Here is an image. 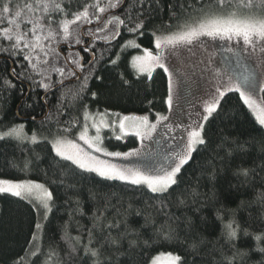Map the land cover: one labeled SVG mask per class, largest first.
Returning <instances> with one entry per match:
<instances>
[{
  "label": "trees",
  "instance_id": "obj_1",
  "mask_svg": "<svg viewBox=\"0 0 264 264\" xmlns=\"http://www.w3.org/2000/svg\"><path fill=\"white\" fill-rule=\"evenodd\" d=\"M244 2L224 0L221 7L219 0H144L140 8L138 0H127L123 10L101 13L108 0L0 1V128L24 124L29 135L41 137L35 144L21 135L0 140V178L40 182L53 193L48 215L37 210L35 200L0 194V264H150L164 252L179 255L182 264H264V127L239 93L222 98L220 110L204 125L206 145L198 146L164 199L145 186L82 171L57 156L51 143L52 137L73 133L100 113L166 114L167 74L160 68L151 76L139 74L131 63L134 56L143 48L156 50V30L166 32L207 15L241 13ZM6 5L9 13L3 11ZM85 9L92 12L91 25L109 14L106 21L143 12L146 29L140 35L120 27L110 40L93 37L89 47L80 34L77 51L65 46L63 53L56 52L61 58L66 54L68 61L61 67L63 76L53 73L46 93L39 83L43 78L29 62L5 50L10 47L5 39L8 21L16 19L25 31L38 25L49 30L51 22L52 31L62 32L63 23ZM233 55L242 68L227 69L243 77L248 66L238 53ZM73 57L82 58V72L70 62ZM71 71L88 77L86 88L82 79L69 76ZM106 138L105 145L114 151L139 145L132 135L123 141L111 134ZM169 230L178 234L175 240L156 239ZM230 231L236 237L230 238ZM90 238L98 258L84 254Z\"/></svg>",
  "mask_w": 264,
  "mask_h": 264
},
{
  "label": "snow or ice",
  "instance_id": "obj_2",
  "mask_svg": "<svg viewBox=\"0 0 264 264\" xmlns=\"http://www.w3.org/2000/svg\"><path fill=\"white\" fill-rule=\"evenodd\" d=\"M219 4L222 7L224 0H219ZM138 6L140 8L144 7V0H138ZM42 7H47L43 5ZM57 9H61L60 4H55ZM93 7H98V5H93ZM126 7L125 0H108V3L105 7L99 8L101 13H107L112 9H121ZM245 13L243 15L238 14L237 12H231L227 16H217L214 18H209L207 20L200 21L196 26H178L182 27V31L176 33H171L164 35L160 33V30H156L152 33L154 37L155 49L159 50L161 54L153 55L152 51L144 49V55H137L132 59V66L136 68L139 72L151 73L156 68H160L164 73L168 74V95L166 103L169 110H171L173 105V73L169 70L167 66V57L162 53L167 49H175L180 44L192 45L193 42L199 39L202 36L211 37L212 39L223 38L225 40H233L235 38L236 43L240 44L242 42L243 46L255 52L258 48L261 53H264V0H245L243 4ZM5 13H9L10 9L6 5L3 8ZM16 17L20 16L19 12H16ZM144 13L138 12L136 16H133L131 13H126L124 18H120L118 15H113L111 19L107 21L109 25H113L111 36H105V39H112L119 34V28L124 27L128 32L138 33L143 35V31L146 29V24L144 22ZM83 19L86 23H91V18L87 9L81 15L76 14L74 21H65L62 25L64 40L67 43L68 37L71 35L69 32V24L78 22ZM126 21H129L130 24H126ZM13 25L12 30H7L5 33V39L10 42V47L5 49L11 55H21L25 61H28V66L31 67L32 71L36 72L43 79L39 82L44 88L45 92L51 90L52 83H44L43 80L51 81V76L45 75V72L48 71V68L41 69V64L48 65L49 68H52L55 73L60 76L64 75V68L55 67L54 65L49 64L48 59L38 60L33 56L34 52L42 53L45 57L48 56V53L45 52L44 48L40 44L41 37H36V42L33 43L29 39V35H35L37 29L35 26L31 27L28 31H21L20 23H17L16 19L8 21ZM49 22V32L48 39L53 38L54 33L51 30ZM29 25H32L31 20L28 21ZM171 27L170 25L168 26ZM99 31L104 30L103 28L98 29ZM39 31L43 32V28H40ZM87 31V30H85ZM159 33V34H158ZM91 35H96V32L91 33ZM75 43L80 44L81 40L79 35L75 38ZM23 46V47H22ZM131 45H126L129 47ZM134 47L139 48V44L134 45ZM27 49V52L24 50ZM85 50V49H81ZM52 51H55L54 49ZM68 59V58H66ZM82 58H71L70 62L74 63L76 68L81 72L83 71V65L81 64ZM87 63V61H85ZM115 63V61H113ZM91 71V70H89ZM69 76H76L77 79L83 80V87H87L88 77H80L77 72H69ZM9 88L14 87L10 81L6 82ZM63 84V80L59 81ZM235 91L239 93L240 97L244 99V103L248 105L249 108L254 106V102L251 100L250 95L241 90L239 84H231L230 81L223 82L220 87H216V96L214 97L210 106L204 108V115L199 121L196 122L195 126H189L183 128V132L187 133L186 137L182 134L180 136L182 144H178L175 147L167 145L165 142L164 145H161L160 140H153V143L157 146V151L150 153L152 157L162 156L163 163L160 164L159 168L152 170L151 174L145 175L139 170H133L132 168H118L115 165L108 164L106 162L100 161L96 156L92 155L90 152L85 151L83 148L74 142H66L61 139L53 138L52 149L55 151V154L65 161L71 162L82 171L95 173L99 177L105 180H119L123 182L130 183L132 185H146L152 193L158 194L161 199L166 198V195H170V189L174 185L178 184V175L181 173L182 168L192 160V154L197 151L198 146L206 145L207 141L204 136V123L212 117L213 113H216L220 110L219 101L226 95V91ZM95 95V94H93ZM88 116L85 115V121H87ZM168 117L159 115L156 118V123H150L147 116L144 117H124L123 121L119 124L120 130L124 135H133L138 137L141 145L143 146V141L145 139L152 140L153 134L156 132L157 126L164 121H167ZM125 122H128L127 124ZM259 124L264 126V117L259 119ZM95 126V140L94 142L86 139L85 133L87 132L88 125L85 123L84 131L79 136L80 140H83L89 149H93L97 153H102L104 156H116L121 157L122 159H129L133 156H139L140 150L137 149L133 152H127L121 154L120 152H110L105 148L100 147L99 145L103 144L104 138L100 135V127ZM168 128V125H164ZM178 128H181V125H177ZM171 132L172 129L169 128ZM117 140L121 139V136L115 137ZM175 139V136L172 137ZM10 139H21L20 129L16 127H10L8 131L0 132V140H10ZM33 144L38 143L37 137L33 135L31 138ZM66 143H70L74 152L65 151ZM229 147L231 143L225 141ZM237 148H240L237 145ZM242 150V149H241ZM243 175L247 176V170L241 169ZM34 188H44L43 185L33 184L32 182H12L10 180H0V194H6L13 197L20 198L22 200H28L29 202H34L32 197V191ZM45 191L46 200L37 204V210L43 209L45 213L51 211V203L53 201V193ZM39 228V225H37ZM109 227H112L109 225ZM231 227V226H229ZM178 234L174 235L172 231L160 232L157 234L156 239L168 242L175 240ZM229 237H236V231H230ZM259 239V237H257ZM92 240L90 238L89 245L85 246L84 254L89 255L93 258H98L100 253L98 250L91 248ZM115 243V241H113ZM148 241H145L147 244ZM172 264H182V259L179 255L171 258Z\"/></svg>",
  "mask_w": 264,
  "mask_h": 264
},
{
  "label": "rangeland",
  "instance_id": "obj_3",
  "mask_svg": "<svg viewBox=\"0 0 264 264\" xmlns=\"http://www.w3.org/2000/svg\"><path fill=\"white\" fill-rule=\"evenodd\" d=\"M1 1V0H0ZM91 21H93L92 12L87 10ZM239 11V10H237ZM84 13V12H83ZM82 13V14H83ZM245 11H241L238 13L243 15ZM81 14V15H82ZM217 16H227L220 14H213L200 17L196 22L182 25V26H196L200 21L207 20L209 18H214ZM112 18V17H111ZM109 18V19H111ZM108 19V20H109ZM107 20V21H108ZM74 21V20H73ZM105 20L101 25L96 26L97 28L87 33V37L89 38H97L105 39V36H111L113 25H109ZM90 23H86L83 19L78 22L69 24V32L71 35L68 37V42L66 43L62 32H55L53 38L48 39L49 30L43 28L42 26H36L37 29L35 35H29V39L35 43L36 37H41L40 44L44 48L45 52L48 53V56L45 57L42 53L34 52L33 56L38 60L48 59L50 65H54L55 67H62L66 59V56L58 57L56 52L59 50L62 52V48L67 46V44H71L75 46L72 48L77 51L80 44L75 43V38L82 33V28L87 26ZM40 28H43V32L39 31ZM103 28L104 30L99 31L98 29ZM8 30L13 29V25L7 28ZM30 28H28L29 30ZM21 31H25L24 29H20ZM27 30V31H28ZM84 30V29H83ZM182 27H177L166 32H160L164 35H168L171 33H176L178 31H182ZM91 32H96V35H91ZM85 34V30L84 33ZM159 34V33H158ZM70 47V46H68ZM55 51H52V50ZM147 49L152 51L153 55L161 54L159 50H152L148 48H143L137 55H144L143 50ZM74 51V52H75ZM63 53V52H62ZM238 53L248 66L245 70L247 72V80H242L239 76L238 72L233 71L234 73H229L227 66L225 64L223 55H233ZM167 57V66L169 70L173 73V105L171 110H169L163 116H167L168 120L157 126L156 132L153 134L152 140L145 139L143 141V146L139 140V145L136 148L127 150V151H114L108 148L105 145L106 136L111 134L114 138L116 136H121L122 138L119 141H123L126 137L131 135H124L123 132L119 128V124L123 121V118L128 117H144L147 116L150 123H156V118L158 116L152 117L150 115H118L116 113H100L95 116V120L89 119L87 123L88 129L85 133L86 139L94 142L95 140V126L100 127V135L104 138L103 144L99 145L102 148H105L110 152H120L121 154L127 152H133L137 149L140 150L139 156H133L127 160L122 159L121 157L116 156H104L102 153H97L93 149H89L83 140L79 139V136L84 131V127L79 130L73 131V133H65L59 136L52 137L56 139H61L66 142H74L83 148L85 151L90 152L92 155L96 156L100 161L106 162L108 164H112L117 166L118 168H132L133 170H139L141 173L148 175L152 173V170L155 168H159L160 164L163 163V159H160L158 156L152 157L149 155L150 153L157 151L156 144L153 143V140L159 139L161 145H164L167 142V145L171 147H175L178 144H182L180 136L183 134L185 137L187 133L183 132V128H187L189 126H195L196 122L201 119L204 115V108L211 105L214 97L216 96V87H220L223 82L230 81L231 84H239L241 86V90L250 95L251 100L254 102V106L250 108L257 121L261 117H264V104L262 101V92L264 91V53H261L259 48L252 52L247 46H243L242 42L240 44L236 43L235 38L233 40H225L223 38L212 39L211 37L202 36L199 39L195 40L192 45L180 44L175 49H167L162 53ZM134 56V57H135ZM48 68V71L45 72V75L51 76L54 73L52 68H49L48 65L41 64V69ZM136 69V68H135ZM158 69V68H156ZM155 69V70H156ZM137 70V69H136ZM154 70V71H155ZM147 72H137L142 75L151 76ZM167 74V73H166ZM168 76V74H167ZM51 81L44 80V83H49ZM245 82V83H244ZM226 94L232 91H227L224 89ZM243 99V98H242ZM222 100V99H221ZM219 101V103L221 102ZM244 100V99H243ZM248 106V105H247ZM126 124L128 122H125ZM206 123V122H205ZM204 123V125H205ZM167 124L168 128L164 125ZM85 125V124H84ZM177 125H181V128H178ZM20 135L24 138L32 137L33 135H29L26 132V126L21 124L19 126ZM264 127V126H263ZM169 128L172 131H169ZM8 131L2 130L0 128V132ZM37 140H40L41 137L38 134L35 135ZM133 136V135H132ZM175 136V139L172 137ZM116 139V138H115ZM65 151L71 153L75 150L72 149L70 143H66ZM0 180H9V179H1ZM12 182H32L33 184L43 185L44 188H34L32 191L33 200H35L38 204L42 201L46 200L45 189L50 191L43 183L36 181H14ZM119 181V180H118ZM147 187L146 185H142ZM150 190V189H149ZM45 213V212H44ZM45 213V215H48ZM177 256L174 253L164 252L160 253L154 257L150 264H172L171 258Z\"/></svg>",
  "mask_w": 264,
  "mask_h": 264
},
{
  "label": "flooded vegetation",
  "instance_id": "obj_4",
  "mask_svg": "<svg viewBox=\"0 0 264 264\" xmlns=\"http://www.w3.org/2000/svg\"><path fill=\"white\" fill-rule=\"evenodd\" d=\"M98 25H101V23H99V24H95V25H93V28L95 29V28H97L96 26H98ZM93 29H91V31H92ZM92 33V32H91ZM64 56H66V54H63ZM65 58H67V57H65ZM223 58H224V61H225V64H226V66L227 67H230V68H234V69H236V71H240V68H239V66H238V63L236 62V61H234V55H223ZM237 64V65H236ZM160 159H163V157L162 156H158Z\"/></svg>",
  "mask_w": 264,
  "mask_h": 264
},
{
  "label": "water",
  "instance_id": "obj_5",
  "mask_svg": "<svg viewBox=\"0 0 264 264\" xmlns=\"http://www.w3.org/2000/svg\"><path fill=\"white\" fill-rule=\"evenodd\" d=\"M126 2H127V0H125V4H126ZM85 30V29H84ZM84 30L82 31V35H83V33H84ZM92 43V39L90 38L89 39V44H88V46H90V44ZM245 72H246V70H245ZM78 75L81 77V74L80 73H78ZM248 74H247V72H246V76H247Z\"/></svg>",
  "mask_w": 264,
  "mask_h": 264
}]
</instances>
